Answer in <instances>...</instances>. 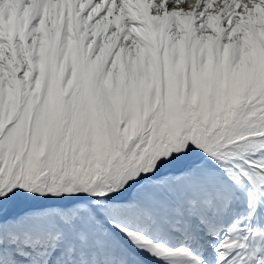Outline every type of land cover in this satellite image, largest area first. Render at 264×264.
Returning a JSON list of instances; mask_svg holds the SVG:
<instances>
[{"label":"snow or ice","instance_id":"6c2138e0","mask_svg":"<svg viewBox=\"0 0 264 264\" xmlns=\"http://www.w3.org/2000/svg\"><path fill=\"white\" fill-rule=\"evenodd\" d=\"M0 264H264V0H0Z\"/></svg>","mask_w":264,"mask_h":264},{"label":"rangeland","instance_id":"374dc122","mask_svg":"<svg viewBox=\"0 0 264 264\" xmlns=\"http://www.w3.org/2000/svg\"><path fill=\"white\" fill-rule=\"evenodd\" d=\"M193 2H194V0H193Z\"/></svg>","mask_w":264,"mask_h":264}]
</instances>
